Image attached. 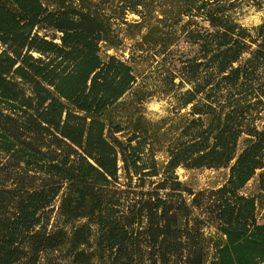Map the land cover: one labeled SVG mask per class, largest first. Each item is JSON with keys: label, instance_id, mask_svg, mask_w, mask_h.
<instances>
[{"label": "trees", "instance_id": "16d2710c", "mask_svg": "<svg viewBox=\"0 0 264 264\" xmlns=\"http://www.w3.org/2000/svg\"><path fill=\"white\" fill-rule=\"evenodd\" d=\"M0 264H264V0H0Z\"/></svg>", "mask_w": 264, "mask_h": 264}, {"label": "rangeland", "instance_id": "374dc122", "mask_svg": "<svg viewBox=\"0 0 264 264\" xmlns=\"http://www.w3.org/2000/svg\"><path fill=\"white\" fill-rule=\"evenodd\" d=\"M239 14L242 15L240 23L248 28L259 24L263 18V12H257L255 9L250 7L243 8L241 13ZM131 18L133 17H129V19ZM164 107V102L152 101L151 103L147 104L146 112L148 118H157L165 115V112L163 111ZM178 175L183 181L190 178L191 184L197 189L206 188L208 186L220 183V173L212 171L191 172L186 174L185 176L184 172L182 170H179ZM250 186L251 184H249L247 188H250Z\"/></svg>", "mask_w": 264, "mask_h": 264}]
</instances>
